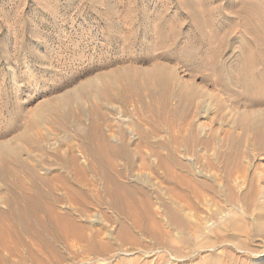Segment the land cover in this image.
<instances>
[{"label":"rangeland","instance_id":"rangeland-1","mask_svg":"<svg viewBox=\"0 0 264 264\" xmlns=\"http://www.w3.org/2000/svg\"><path fill=\"white\" fill-rule=\"evenodd\" d=\"M263 40L264 0H0L4 147H16L42 173L50 167L62 170L61 158L71 153L85 163L89 155L82 134L97 114L88 111L99 104L104 131L115 143H139L142 153L151 154L152 144L177 134L180 160L211 184L191 198L198 211L186 209L188 218L204 228L197 237L183 233L168 225L170 216L162 211L165 202L174 208L183 202L166 192L163 170L145 167L138 157L129 179H140L153 193V207L168 223L173 245L149 238L141 246L121 245L118 222L106 221L93 208L94 221L115 231L114 249L101 256H68L62 264H205L216 256L219 264H264V232L255 231L264 208V124L257 122L264 114V89L254 85L251 93L245 83L249 72L264 74L261 63H248L250 47ZM156 68L170 86L161 120L166 129L157 134L140 112L142 103L100 96L110 73ZM58 110L89 115L64 129L53 123ZM67 114L61 117L69 119ZM150 160L157 164L156 156ZM116 163L126 169L125 158ZM0 192L6 193L1 183ZM233 218L250 234L222 228Z\"/></svg>","mask_w":264,"mask_h":264},{"label":"bare ground","instance_id":"bare-ground-1","mask_svg":"<svg viewBox=\"0 0 264 264\" xmlns=\"http://www.w3.org/2000/svg\"><path fill=\"white\" fill-rule=\"evenodd\" d=\"M262 44L264 40L258 42V47H250L253 58L250 56L249 64L257 66L261 63L264 66L263 49L259 50ZM109 76L100 90L103 99L112 102L120 99L123 103L137 100L142 103L140 112L145 115L152 132L157 134L166 129L161 120L168 109L170 86L160 69L148 72L125 69L119 73L112 72ZM245 83L251 93L256 90L254 85H259L263 90L264 74L261 71L249 72ZM61 111H57L53 123L64 129L81 121L84 115L97 112L82 134L84 148L89 155L87 162H79L71 153L61 158L59 167L62 170L50 167L49 171L42 173L33 162L16 152L15 146L6 148L0 143V183L7 193L0 192V264H10L13 259L23 264L27 260L33 261L31 264H62L68 256H96L112 252L116 241L115 231L108 224L100 226L94 221V214L89 213L93 208L99 210L106 221L113 224L118 222L120 226L116 239L121 245H140L142 239L149 238L159 245L172 246L173 239L167 228L169 226H166L168 223L159 218L161 216L153 207V193L138 181L140 179H129L128 172L135 166L138 157L145 167L156 165L161 168L164 182L167 183L166 192L171 199L183 202L179 208L164 203L163 214L170 216L171 220L168 225L173 228L179 226L186 234L193 231L195 237L198 236L196 233L204 227L200 222L190 220L186 209L197 212L191 198L200 197L211 188V184L194 175L188 165L180 160L177 153L180 138L177 134L152 144L151 154H147L140 151L139 143L135 147L129 141L118 144L107 135L99 104H95L89 113L84 110L78 114L64 111L69 113H64L69 119L61 117L65 116ZM257 122L264 124V114L258 117ZM151 155L156 156L157 164L151 162ZM118 157L127 160L126 169L118 167ZM158 195L163 198L162 194ZM64 202H69L68 206ZM257 220L255 231L260 234L264 232L263 207ZM222 228L231 234L244 233L247 236L251 232L234 218L230 224H223ZM236 245L244 249L247 244L239 242ZM219 262L216 256L205 264Z\"/></svg>","mask_w":264,"mask_h":264}]
</instances>
